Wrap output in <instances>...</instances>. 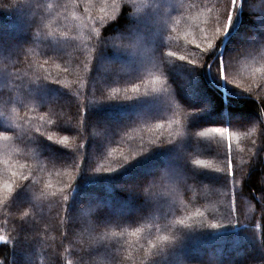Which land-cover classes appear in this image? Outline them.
<instances>
[{
  "label": "trees",
  "instance_id": "1",
  "mask_svg": "<svg viewBox=\"0 0 264 264\" xmlns=\"http://www.w3.org/2000/svg\"><path fill=\"white\" fill-rule=\"evenodd\" d=\"M59 2L61 0H38L37 7V0H33V12L38 18H44L45 25H49L45 28L46 32H65L69 37H77L76 44L85 54L92 43L89 29L93 23L105 35L131 36L132 32L139 31L143 37L149 36L146 46L158 52L165 46V41L158 30L159 26L152 22L155 10L149 9V6L166 5L167 7L161 10V16L168 21L172 36L167 50L176 53L175 57L169 58L166 67L167 81L161 74L158 61L155 66L149 65L140 69V75L146 82V88L142 86L141 93L146 89L151 92L155 88L158 94L131 101H101L89 106L87 117L89 125L85 128L88 140L85 147L81 149L85 153V162L81 165V171L71 190L70 210L76 213L83 206H95V215L101 219L112 218L131 222L138 216L146 215L151 208V202L142 195L129 191L130 186L146 183L166 169L185 167L183 164L185 152L204 151L206 153L200 151L194 153L193 159L205 160L212 169L222 168V160L211 155L215 150V141L190 135L186 136L182 142L155 146L142 156L117 167L113 172H95L90 167L94 165L100 167L102 171L109 167H116L122 153L128 154L142 146L147 147L152 140L158 138L164 140L169 138L170 133L174 134L177 130L183 131L175 123L172 124L171 129L167 126L168 120L183 121L182 108L191 112L186 123L189 133L204 127L222 126L244 131L253 126L261 116L260 102L252 94L236 87L229 80L222 79L217 66L221 57L227 60L247 48L259 47L264 41V11H250L252 0H244L243 6L234 10L231 26L217 41L216 48L206 57L205 65L196 66L186 62L188 59L193 61L200 59L192 41L195 39L196 43H199L200 30L207 27L205 21L215 17L217 13L215 10L209 11L206 7L191 8L189 6L209 4L210 0H128L126 5L117 4L116 20L106 19L103 24L100 23V17L112 15V0H75V4H70L67 9L60 8L58 15L55 5ZM256 2L259 3V0ZM18 3L19 0H0V8ZM49 4L53 5V9L47 8ZM102 7L107 8V13L100 11ZM30 13L31 9L20 5L10 9H0V56L7 57L9 53L15 55L22 45L31 42ZM89 14L95 18L94 22L89 20ZM172 26H175V32L171 31ZM39 52L40 48H35L32 53L34 68L27 72L26 79H34L36 73H50L52 77H59L63 81V88L70 89L74 99H83L78 95L85 90L81 87V84L85 82L78 80L81 75L80 65L71 63L72 56L75 55L74 50L69 49L71 55L67 57L71 74L63 71L65 63L60 60L45 65L43 69L39 68L36 65V61L41 59ZM129 55L112 48L106 49L97 62L92 82L100 87L112 79L111 74L103 75V72L98 70V67L102 65L101 61L121 64L128 61ZM181 55L185 57V61L178 60ZM262 64L264 60L259 57L256 60H241L233 69L237 82L244 84L250 78L252 70L259 68ZM132 67L136 68V63ZM157 77L160 79H156ZM128 81L129 78L125 76L123 84L113 85L117 88L116 96L123 98L125 95H133L130 91H125L131 87ZM33 87L37 90L38 102L41 105L53 99L65 102L71 99L70 93L58 85L45 82ZM172 96L181 107L174 105L171 111L168 100H171ZM42 114L43 110L38 105H29L15 117L14 123L17 130L22 133L29 128L41 127L42 131H54V125L39 119ZM161 123L165 124V127L157 128L156 125ZM93 127L99 135L91 134ZM59 130L65 134H71L73 131L71 126L65 125H61ZM0 131H12L3 118H0ZM35 143L38 145L40 156L31 148L26 149L23 144H18L14 139L10 141L0 139V179L7 176L4 162L8 161L13 166L26 165L22 169L26 173L34 171L33 179L41 181L38 187L42 188L44 183H48L51 185L49 192L58 190L70 182L71 175H74L70 168L60 165L53 168L45 159L70 163L75 159V153L40 136ZM69 144L70 149H75L74 138H70ZM248 146L249 141L243 136L239 141V147H237V141L233 140V154L237 169H247L249 164H252V178L244 190L243 199L238 201V209L243 214V223L249 227L225 224L219 229L197 228L196 232L179 248L166 257H160V264H171L172 260L179 263L182 260H190L196 264L197 261L209 256L218 260L220 264H242L244 261L259 262L264 259V250L260 246L259 238L252 234L253 231L259 234V227L264 226V217L255 199L264 195L261 192V187L264 186L262 184L264 158H259L254 163L250 161ZM113 148L116 151L108 155ZM241 149L244 150L241 151ZM185 171H187L186 168ZM135 178L139 180L133 181ZM196 181L208 184L210 187L199 186L185 192L183 189L169 185L167 191L170 199L175 201L179 215L191 214L195 208H199L204 212V217L196 219H215L221 223H227L225 219V213L228 211V201L225 196L227 190L222 186L224 184L222 174L204 170L196 175ZM236 191L240 192L239 182ZM28 198L26 189L22 187L14 196L13 206L26 202ZM41 210L46 217L54 218L56 215L55 204L50 203L48 199L42 200ZM2 215L3 209L0 208V234L7 235L12 225L3 224ZM232 219L235 220V216ZM253 219L256 221L255 224L252 223ZM171 220L172 217H169L165 223H170ZM144 223L147 226L141 234L133 236L130 234L133 229L129 228L124 236L117 237L124 245L125 256L138 259L139 245L144 244L147 247L145 237L154 238L156 233L152 221ZM155 223L162 226L159 220ZM92 235L94 236L95 233ZM88 238L85 234L84 239ZM41 241L42 243L36 247L24 246L33 255L35 254L33 257L35 264H54L57 252L63 256V264L76 259L73 255L74 251H78L76 243L71 245L65 243L62 248H57L60 240L54 224L48 226L46 236L41 235ZM0 249L8 254L6 264H18L14 262H20L24 257V252L19 246L9 245L5 248L0 245ZM95 259L97 264H107L103 256H97Z\"/></svg>",
  "mask_w": 264,
  "mask_h": 264
},
{
  "label": "snow or ice",
  "instance_id": "2",
  "mask_svg": "<svg viewBox=\"0 0 264 264\" xmlns=\"http://www.w3.org/2000/svg\"><path fill=\"white\" fill-rule=\"evenodd\" d=\"M118 3L126 5L128 0H112V15H102L100 17L101 24L106 19L111 21L117 19ZM243 3L244 0H210L209 4L202 3L189 6L191 8L206 7L209 11L215 10L217 15L205 21L207 27L200 30L199 43H196L195 39L192 41L198 50L200 59L199 61L188 59L186 61L188 64L205 65L206 57L216 48L217 41L225 35L231 26L234 10L243 6ZM70 4H75V0H68V2L61 0V2L57 3L55 5L57 14L59 15L58 10L60 8L67 9ZM17 5L31 9L29 27L32 30V39L31 42L22 45L15 55L9 53L7 57L0 56V118L5 119L12 128L11 132L0 131V139L4 141L14 139L18 144H23L26 149L31 148L40 156L38 145L35 143L37 137L40 136L75 153V159L70 163L45 159L53 168L60 165L70 168L74 173V175H71L70 182L51 192L48 191L51 188L48 183H44L42 188L38 187L41 181L33 179L35 176L34 171L26 173L22 170L26 165L13 166L8 161L4 162L7 176L0 179V208L3 209L2 223H10L12 227L8 230L7 235L0 234V245L5 248L9 245L19 246L21 251L24 252V257L19 264H35L33 259L35 254L33 255L24 246L31 245L36 247L41 244V235H47L50 224L55 225V230L59 235L60 243L57 248H62L65 243L70 245L73 243L77 244L78 251L73 252L76 259L67 261V264H97L95 259L97 256H103L107 264H160V257H166L169 253L179 248L184 241L196 232L197 228L219 229L225 224L248 226L243 223V214L238 209V201L243 199L244 190L252 178V164L250 163L247 169H237L233 154V140L237 141V147H239L241 136L249 141L247 151L250 154V161L253 163L259 158H264V64L259 68L253 69L250 78L244 84L237 82L233 69L241 60H256L257 57L264 60V41L261 42L259 47L247 48L227 60L221 57L217 66V71L222 79L229 80L236 87L252 94L260 102L261 116L253 126L244 131H237L234 130L235 128L222 126L204 127L201 130L189 133L186 129V123L191 112L182 108L184 113L183 121L168 120L167 126L171 129L172 124L175 123L183 131L177 130L174 134L170 133L167 139L160 140L158 138L150 141L147 147L142 146L128 154L122 153L116 167H109L103 169V171L100 167H95L94 165L90 168L95 172H113L117 167L142 156L155 146L182 142L188 135L204 140H214L215 150L211 155L221 159L223 167L212 169L205 160L193 159V154L200 150L185 152L183 154L185 167L166 169L146 183L130 186L129 191L142 195L151 202V208L146 215L138 216L131 222L112 218L101 219L95 215V206H83L76 213H73L69 207L71 190L81 171V165L85 162V153L81 149L85 147L88 140V136L85 135V128L89 125L87 119L88 108L91 104L101 101H131L158 94V90L155 88L151 92L146 89L141 93V87L145 86L146 88V82L143 76L140 75V69L149 65L155 66L156 61H158L161 67V74L167 81L165 71L169 58L176 56L174 51L167 50L169 49V41L172 36L169 32L168 21L161 16V10L167 6L163 4L149 6V9L155 10L152 22L154 25L159 26L158 30L165 41V46L161 47L158 52H154L151 47L146 46L141 36L105 35L93 23L89 29L92 43L85 54L76 44L77 37H69L65 32L45 31V28L49 27V25H45L43 23L44 18H38L36 13L33 12V0H19L18 4H8L0 9H10ZM36 6H39L38 0ZM47 8L53 9V5L49 4ZM249 10L264 11V0H259V3L256 0H252V8ZM100 11L107 13V8L102 7ZM89 20L94 22L95 18L89 14ZM171 31H176L175 26H172ZM35 48H40L38 55L41 59L36 61V65L39 68L43 69L45 65L60 60L65 63L63 71L68 74H71V72L68 67L67 57L71 55L69 49L74 50L75 55L72 56L71 63L80 65L81 75L78 80L85 82L81 84V87L85 90L78 95L82 96L83 99H74L72 91L63 88V81L59 77H52L50 73H36L34 79H26L27 72L32 71L34 68L32 53ZM109 48L135 57L137 67L133 68L132 66H124L118 63H104L100 66V70L111 74L112 79L97 87L92 82V75L100 57ZM178 60L185 61V57L181 55ZM209 66H211L210 63ZM125 76L129 78L128 82L131 84L130 89L125 91H130L133 95H125L120 98L115 95L117 88L113 87V85L123 84ZM156 79L160 78L157 77ZM136 80L140 82L136 83ZM45 82L58 85L67 90L71 99L67 102L53 99L41 105L38 102L37 90L33 86L44 84ZM152 83H155V81H152ZM85 84L87 85L86 87ZM168 102L171 111L174 105L181 107L173 96ZM29 105H38L43 110V114L39 119L46 120L47 123L54 125V131H42L41 127L29 128L22 133L17 130L14 123L15 117ZM61 125L71 126L72 133L65 134L60 131ZM156 127L162 129L165 124H157ZM91 134L99 135V132L93 127ZM216 137H219V139H216ZM70 138L75 139V149H70ZM243 150L241 149V151ZM115 151V148L111 149L108 155H112ZM185 168L187 171H185ZM204 170H212L223 176L224 184L222 186L227 190L225 196L228 201V211L225 213L227 223H221L215 219H196L197 217H204V212L200 211L199 208H195L191 214L180 216L175 201L170 199L167 191L169 185L183 189L185 192L191 191L194 187H210L208 184L196 181V175ZM238 182L240 192L236 191ZM22 187L26 189L29 198L26 202L13 206L14 196ZM261 192L264 193V186L261 187ZM44 199H48L50 203L55 204L56 215L54 218L46 217L42 214L41 202ZM255 199H257V203L260 206L262 217H264V195ZM233 216H235V220L232 219ZM169 217H172L171 222L165 223ZM149 220L152 221V226L156 233L154 238L145 237L147 247L144 244L139 245L137 249L138 259L125 256L124 245L117 237L124 236L129 228L133 229L130 233L131 235L137 236L141 234L147 226L144 222ZM156 220L161 221L162 226H158L155 223ZM252 223H256L255 219L252 220ZM116 229H119V231H116ZM93 233H95L94 236L92 235ZM85 234L88 235V239H84ZM252 234L259 238L260 246L264 250V226L259 227V234H257V231H253ZM7 259L8 254L0 249V264H6ZM54 264H63V256L59 252L55 254ZM180 264H193V262L182 260ZM196 264H220V262L209 256L197 261ZM242 264H264V259L259 262L244 261Z\"/></svg>",
  "mask_w": 264,
  "mask_h": 264
},
{
  "label": "rangeland",
  "instance_id": "3",
  "mask_svg": "<svg viewBox=\"0 0 264 264\" xmlns=\"http://www.w3.org/2000/svg\"><path fill=\"white\" fill-rule=\"evenodd\" d=\"M259 27H262V26H259ZM131 36H141L142 38H143V40H145V41H143L144 43H145V45L148 43V38H149V36L148 37H143V35L142 34H140L139 33V31L137 32V31H134V32H132V34H131ZM151 36H152V34H151ZM253 37V36H252ZM246 47V46H245ZM128 61L127 62H123V63H121L122 65H124V66H132V65H134L135 63H136V58L135 57H133V56H131V55H129V58L127 59ZM104 63H109L108 61H101V64H104ZM101 66V65H100ZM100 66L98 67V70L100 71V72H102L101 70H100ZM103 75H104V72H103ZM103 78H105V77H103ZM136 180H139V178L137 179V178H135L133 181H136ZM14 263H18L19 264V262H14ZM171 264H180L179 262H177L176 260H172L171 262H170Z\"/></svg>",
  "mask_w": 264,
  "mask_h": 264
}]
</instances>
